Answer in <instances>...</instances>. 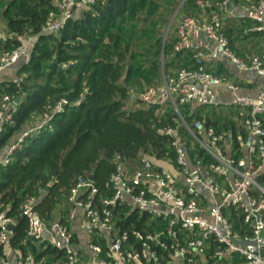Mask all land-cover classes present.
<instances>
[{"label":"built area","instance_id":"obj_1","mask_svg":"<svg viewBox=\"0 0 264 264\" xmlns=\"http://www.w3.org/2000/svg\"><path fill=\"white\" fill-rule=\"evenodd\" d=\"M98 0H56V9L43 25L44 33H59L76 13ZM200 15L183 17L176 27L175 51H191L195 66L181 68L174 74L163 73L160 85L134 91L130 102L148 106H171L182 127L210 158L208 165L194 163L189 147L177 128L162 133L173 136L175 163L159 161L148 155L138 160L131 170L121 155L115 156V170L104 186L80 176L67 196L70 210L65 222L46 223L35 210L36 199L22 203L21 213L27 221V236L35 243L50 244L62 253L59 264H264V84L257 96L240 93V85L227 76L213 74L208 61L230 60L238 71H254L264 77L263 51L245 60L233 52L224 32V21L233 16L231 0H198ZM248 19L263 34L264 0L246 6ZM14 36L0 27V42ZM20 45L0 53V78L5 71L26 62L30 56L33 36H18ZM164 69V61L162 62ZM14 82L21 78H13ZM232 92L231 105L246 111L238 149L226 133L206 126V119L188 122L181 106L193 114L197 109L219 105L217 87ZM66 98L56 105L62 112ZM16 104L4 95L0 107V133L6 130ZM36 129L25 130L0 154V178L20 143ZM170 166L172 168H170ZM127 207L166 222L165 228L154 232L117 227L115 211ZM78 215L89 236L91 257L85 260L75 245L69 222ZM12 218L0 213V264H11L8 246ZM135 243L138 246L135 247ZM167 253L165 258L163 252ZM211 259H213L211 261ZM16 264H43L32 253L20 256Z\"/></svg>","mask_w":264,"mask_h":264},{"label":"trees","instance_id":"obj_2","mask_svg":"<svg viewBox=\"0 0 264 264\" xmlns=\"http://www.w3.org/2000/svg\"><path fill=\"white\" fill-rule=\"evenodd\" d=\"M181 1L98 0L77 13L59 33H44L43 25L56 9V0H0L6 4L5 30L14 35L0 42V52L18 47V36L34 37L28 60L15 70L21 81L0 80V107L6 94L13 100L21 98L0 133V154L25 130L36 127L15 149L0 178V213L15 223L9 246L21 256L32 253L43 264H59L62 257L52 245L28 238L27 221L21 213L26 199H36L34 208L46 223L65 222L70 210L67 196L77 179L93 174L94 183L102 188L115 170L116 155L131 170L143 155L158 163H175L174 138L161 132L178 127L173 108L132 103L129 96L160 85L163 73L171 75L195 66L191 51H175L174 35L165 38L168 18ZM197 1L185 0L180 11L199 16ZM224 32L231 50L240 56ZM62 98L67 103L62 112H56ZM180 108L188 122L206 119L207 127H217L200 109L192 114L189 106ZM34 119L39 122L33 123ZM178 133L193 162L208 165L210 158L192 137L182 127ZM240 134L233 133L237 149ZM259 181L264 185V173ZM114 213L121 229L154 233L165 228L164 220L127 207ZM164 264L174 263L165 259Z\"/></svg>","mask_w":264,"mask_h":264},{"label":"crops","instance_id":"obj_3","mask_svg":"<svg viewBox=\"0 0 264 264\" xmlns=\"http://www.w3.org/2000/svg\"><path fill=\"white\" fill-rule=\"evenodd\" d=\"M256 1L231 0L235 14L233 16H227L224 21V29H226L228 36H230L233 49L245 60H249L252 56L259 55L263 51V34L255 30V23L247 18L244 9ZM207 67L213 74L227 76L231 81L238 83L241 94L257 96L264 84V77L254 71H238L236 66L225 58H220L217 61H208ZM16 68L14 67L13 69L5 71L3 75L9 74L8 78L13 79ZM217 94L219 105L203 107L200 111L204 115L208 114L213 122L217 124L216 128L221 130L220 132L226 133L232 139L234 131L240 134L244 125L246 111L231 105L232 92L225 86L217 87ZM170 168L172 167L170 166ZM68 224L74 234L75 245L81 252L83 258L88 260L92 254L88 246L90 241L83 227L82 216L78 215L76 219L70 221ZM7 250L11 264H16L17 259L21 256L20 252L10 246H8Z\"/></svg>","mask_w":264,"mask_h":264},{"label":"rangeland","instance_id":"obj_4","mask_svg":"<svg viewBox=\"0 0 264 264\" xmlns=\"http://www.w3.org/2000/svg\"><path fill=\"white\" fill-rule=\"evenodd\" d=\"M184 2H185V0H182L181 1V3L179 4V6L177 7V9H175V11L171 14V16H169V20H168V24H167V26H166V30H165V36L167 37L168 36V34H170V35H174L175 36V34H176V27H177V25H178V23H179V21L183 18V17H185V16H187V15H192V14H189V13H185V11H180V9H181V7H182V5L184 4ZM5 6H6V4H4V5H2V4H0V27L3 29V30H5V28H6V26H5V18H4V16H3V11H4V9H5ZM78 13V12H77ZM76 13V14H77ZM1 53V52H0ZM17 69V68H16ZM15 69V70H16ZM9 77V74H5V75H3L1 78H0V80L2 79V78H4V79H6V78H8ZM13 78H19V77H17V75L15 74V76L13 77ZM38 123L39 121L38 120H35L34 119V122L33 123ZM36 123V124H37ZM32 124V123H31ZM184 138H185V140H187V137L186 136H184Z\"/></svg>","mask_w":264,"mask_h":264},{"label":"water","instance_id":"obj_5","mask_svg":"<svg viewBox=\"0 0 264 264\" xmlns=\"http://www.w3.org/2000/svg\"><path fill=\"white\" fill-rule=\"evenodd\" d=\"M165 38H166V36H165ZM20 101H21V98H20V97H16V98L14 99V103H15L16 105H18V104L20 103ZM89 179L94 180V175H93V174H90V175H89ZM8 230H9V232H10L11 234H13V233H14V230H15V225H14L13 223H8Z\"/></svg>","mask_w":264,"mask_h":264}]
</instances>
